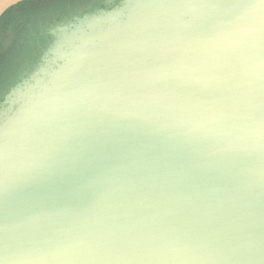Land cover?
Masks as SVG:
<instances>
[{"label":"water","instance_id":"obj_1","mask_svg":"<svg viewBox=\"0 0 264 264\" xmlns=\"http://www.w3.org/2000/svg\"><path fill=\"white\" fill-rule=\"evenodd\" d=\"M49 34L0 98V264H264V0Z\"/></svg>","mask_w":264,"mask_h":264},{"label":"trees","instance_id":"obj_2","mask_svg":"<svg viewBox=\"0 0 264 264\" xmlns=\"http://www.w3.org/2000/svg\"><path fill=\"white\" fill-rule=\"evenodd\" d=\"M109 0H27L0 19V98L35 65L53 42L49 31L74 16L100 10Z\"/></svg>","mask_w":264,"mask_h":264}]
</instances>
